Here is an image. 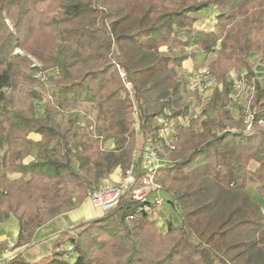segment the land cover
<instances>
[{
  "label": "trees",
  "instance_id": "obj_1",
  "mask_svg": "<svg viewBox=\"0 0 264 264\" xmlns=\"http://www.w3.org/2000/svg\"><path fill=\"white\" fill-rule=\"evenodd\" d=\"M207 8L211 28L196 26ZM196 52L215 53L209 69L221 87L202 111L215 117L180 127L169 150L156 118L186 107L180 68ZM254 52L264 56V0H0V222L16 218V246L33 244L114 169L124 173L138 135L168 160L155 182L177 216L160 230L159 204L126 191L100 216L58 231L38 256L50 263L16 254L2 264H264V208L247 190L264 202V81L248 112L224 109L227 73L252 75ZM34 84L47 91L40 113ZM80 104L96 110L93 135L75 116L57 119ZM134 162L139 169L140 156Z\"/></svg>",
  "mask_w": 264,
  "mask_h": 264
},
{
  "label": "built area",
  "instance_id": "obj_2",
  "mask_svg": "<svg viewBox=\"0 0 264 264\" xmlns=\"http://www.w3.org/2000/svg\"><path fill=\"white\" fill-rule=\"evenodd\" d=\"M231 81L234 88H242L243 81L241 78L235 77ZM216 86L218 83L208 66H198L188 71L184 85L186 107L176 116L161 115L156 118L157 137L169 150H175L178 146V129L180 127H190L195 120H200L203 117L202 111L205 103ZM259 123L263 124L264 122L260 120ZM249 126L247 125V128ZM139 156L140 166L137 169L134 161ZM167 161L166 158L159 155L157 148L150 141H147L144 145L134 149L133 162L122 173L117 183L101 185L96 189L89 190L86 198L92 207L102 211L115 206L120 196L126 191H129L136 199L149 201L148 195L159 189V185L155 182L156 170ZM155 202L158 203L159 200L157 199ZM144 208L149 211L148 206ZM4 256L10 258L13 255L8 253ZM2 262L0 258V264Z\"/></svg>",
  "mask_w": 264,
  "mask_h": 264
},
{
  "label": "rangeland",
  "instance_id": "obj_3",
  "mask_svg": "<svg viewBox=\"0 0 264 264\" xmlns=\"http://www.w3.org/2000/svg\"><path fill=\"white\" fill-rule=\"evenodd\" d=\"M198 20L195 22V25L198 27H205L206 29L211 28L212 23H214V18H215V13L207 8L206 10H202L201 12H199L197 14ZM13 53H22L21 50L19 48H15ZM215 57V53L210 52L208 54H206L205 56H201L196 64L195 67L198 66H208L211 62V60ZM249 62L251 64V70H252V75L248 72L247 69H242L240 71H235L234 69H231L228 73H227V79L228 80H232L233 78L237 77V78H241L243 81V86L240 89H236L233 87H231L230 89V103L226 104L224 106V109H227L233 116L237 117L239 110L244 109L247 111L248 110V105L246 102L247 97L252 93L253 88H254V83L255 82H259L262 83V81H264V56H260L259 53H252L249 57ZM193 67V68H195ZM192 69V68H191ZM182 74H184L185 79L187 78V72H181ZM37 76L39 74H36ZM218 83V87H221V83ZM127 87H130L129 84H127ZM28 89H34L37 92V98L35 100L36 105H37V110L38 113L41 112L42 107L44 105V103L47 100V91L42 90V88L40 86H38L37 84L33 85V88H28ZM28 100L27 94H23L20 95V97L18 98V105H24ZM248 112V111H247ZM95 115H96V110L95 108L90 105V104H80L75 108H71V109H63L60 110L57 114V119L58 120H63V119H67L69 117H73L75 116L77 118V121L79 123L82 124H89L91 125L90 128L88 129L89 133L91 135L95 134V132L97 131V129L100 127L98 123H96L95 120ZM215 117V113L212 111H207L205 114H203V118L206 119H210ZM96 130V131H95ZM142 145V140L140 138V135H138L137 137V141H136V147H140ZM2 153V148H0V158H2L1 156ZM253 163H251L250 167H253ZM15 174L13 173H9V178L13 177ZM12 179V178H11ZM248 192L250 193V195L253 197L254 200H256L257 202H260L261 205L264 208V202L260 199V197L258 196L257 192L254 189L251 188H247ZM87 192L88 190H86L85 192V198L84 200L81 202L80 205H78L77 207L69 210L68 212L72 213L74 212L76 209H78L82 203H84V201L87 199ZM155 202V201H154ZM160 203V201L158 202V204ZM163 211V219H160V215L158 214H153L154 216H157L158 219V228H160V230H164V226H165V217L167 216H171V218L173 220H177V216L176 214L173 212L172 207L170 206V204L168 202H166V204L161 208ZM66 212V213H68ZM65 214V213H64ZM66 216V215H65ZM15 219V218H13ZM83 220H87L84 218H77L76 220H74L73 222L64 220L62 222H59L57 225H53V226H49L50 228L53 229H57V228H62L65 225H69V227H64L62 230H68L69 228H71L74 224L79 223ZM11 223H13L12 221H8L6 222V227L10 226ZM2 228V224L0 222V229ZM50 228L47 229L46 231H44V233L49 232ZM74 230L71 229V232H69V234L73 235ZM60 239L64 238V234H60L59 236ZM16 244H14L13 240L11 239H6V240H2L0 241V258L2 261L9 259L7 257L4 256V254H10V255H16L17 253L14 251V247ZM47 243H39L38 241L33 242V244L29 245L31 247L30 250H28L27 252H25L23 254V256L29 260L32 261L34 263H40V262H47L50 263L48 261V258H40L38 257L39 255L45 254L47 252ZM22 255V254H21ZM5 257V258H4ZM50 260V259H49Z\"/></svg>",
  "mask_w": 264,
  "mask_h": 264
},
{
  "label": "crops",
  "instance_id": "obj_4",
  "mask_svg": "<svg viewBox=\"0 0 264 264\" xmlns=\"http://www.w3.org/2000/svg\"><path fill=\"white\" fill-rule=\"evenodd\" d=\"M202 55L205 56L206 54L200 53V52H196L193 58H187L186 60H184L183 63H182V66L180 68V70H181L180 72H187L191 68L195 67V64H196L197 60ZM32 137L34 139H37L38 135H33ZM104 144L108 148L113 147V141L111 139H107L104 142ZM0 148H2L1 155L3 156L4 152H5V149H6V145L2 144V145H0ZM9 173L15 174L13 177H11L12 179L17 178L20 175L17 172H8L7 173L8 176H9ZM121 176H122L121 169L120 168H116L106 178H104L102 180L101 185L115 184V183H117L120 180ZM147 198H148L149 201H155V200L158 199L160 201L159 206H160V208H162L166 204V202L170 199V196L166 192H164L163 190L158 189V190H155L153 193L149 194ZM103 212L104 211H102V210H100L98 208L92 207L90 205L89 201L86 199L84 201V203H82V205L78 209H76L74 212H72V213L68 212V213H65V214H61V215L57 216L55 219H53V220L49 221L48 223L44 224L43 226H41L35 233V240L34 241L35 242L38 241L39 243L46 244V243H48V241H50L51 239H53L56 236L58 231H60L64 227H66V228L69 227V225H65L62 228L53 229V228H50L49 226H53L55 224L57 225L59 222H62L64 220L73 222L77 218H84V219L93 218V217H96V216H100ZM13 218H15V217L10 216L7 220L1 222L2 228L0 229V241L6 240V239H11V240H13L14 244L16 243L17 232H18V224H17L16 218L15 219H13ZM8 221H12L13 223H11L10 226L6 227L5 224ZM49 228H50V231L44 233V231H46ZM30 249H31V247L29 246L28 243H24V244L19 245V246L15 245V247H14V251L17 254H22V255L25 252H27L28 250H30ZM48 251H50L49 248H47V252Z\"/></svg>",
  "mask_w": 264,
  "mask_h": 264
}]
</instances>
